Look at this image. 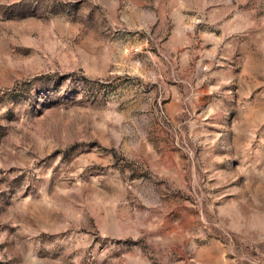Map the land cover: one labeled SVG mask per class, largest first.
I'll return each mask as SVG.
<instances>
[{"label":"rangeland","instance_id":"obj_1","mask_svg":"<svg viewBox=\"0 0 264 264\" xmlns=\"http://www.w3.org/2000/svg\"><path fill=\"white\" fill-rule=\"evenodd\" d=\"M0 264H264V0H0Z\"/></svg>","mask_w":264,"mask_h":264},{"label":"built area","instance_id":"obj_2","mask_svg":"<svg viewBox=\"0 0 264 264\" xmlns=\"http://www.w3.org/2000/svg\"><path fill=\"white\" fill-rule=\"evenodd\" d=\"M137 49L136 48H134V51H136Z\"/></svg>","mask_w":264,"mask_h":264}]
</instances>
